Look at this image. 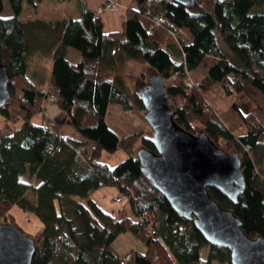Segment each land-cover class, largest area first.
<instances>
[{
  "label": "trees",
  "instance_id": "16d2710c",
  "mask_svg": "<svg viewBox=\"0 0 264 264\" xmlns=\"http://www.w3.org/2000/svg\"><path fill=\"white\" fill-rule=\"evenodd\" d=\"M7 1L12 16H0V63L10 78L11 97L0 114L9 119L13 109L23 119L17 128L0 131L6 132L0 137V224L14 225L9 215L14 205L40 220L31 264H231L230 250L208 244L193 222L179 216L145 178L137 154L156 153L151 136L119 139L105 123L109 104L124 111L133 105L144 110L140 92L152 77L165 84L179 127L205 134L220 150L239 157L244 190L236 202L214 188L207 191L238 218L247 236L264 240V0H196L192 10L171 0H134L136 9L127 10L121 30L107 34L100 19L86 10L54 29L23 24V4L34 0ZM2 10L0 0V15ZM157 16L169 26L150 31V20ZM51 45L45 94L27 77L26 59ZM70 50L81 56L78 64L68 60ZM206 58L215 62L191 84L188 75ZM129 63L148 71L146 85L140 82L133 96L122 72ZM216 85L226 96L245 94L258 109L244 115L232 105L218 117L210 114L203 99ZM48 94L58 98L73 131L92 145L89 152L62 139L59 125L43 131L30 122ZM242 127L245 133L236 135ZM137 147V154L132 153ZM118 150L128 158L114 168L99 163L103 152ZM25 174L40 185L32 190L22 184L18 178ZM109 186L128 200L129 217L107 214L89 199ZM30 193L34 202L28 199ZM125 233L146 247L130 250L127 262L112 246ZM205 248L207 257L202 259Z\"/></svg>",
  "mask_w": 264,
  "mask_h": 264
},
{
  "label": "water",
  "instance_id": "95a60500",
  "mask_svg": "<svg viewBox=\"0 0 264 264\" xmlns=\"http://www.w3.org/2000/svg\"><path fill=\"white\" fill-rule=\"evenodd\" d=\"M171 1L188 10L196 4V0ZM9 80L0 63V109L11 97ZM140 96L156 151L137 154L145 178L179 216L193 222L208 244L230 250L231 264H264V240L247 236L238 218L207 191L214 188L236 202L244 190L239 157L220 150L205 134L193 135L179 127L159 77L150 78ZM35 252L32 238L14 225L0 224V264H31Z\"/></svg>",
  "mask_w": 264,
  "mask_h": 264
},
{
  "label": "rangeland",
  "instance_id": "374dc122",
  "mask_svg": "<svg viewBox=\"0 0 264 264\" xmlns=\"http://www.w3.org/2000/svg\"><path fill=\"white\" fill-rule=\"evenodd\" d=\"M2 2L3 10L0 16L2 18L11 17L12 12L10 10L8 1L2 0ZM65 3L66 2L63 3L62 0H41L40 2L34 0L33 2H24L23 11L19 17V22L23 24H30L35 22L46 23L48 21H52L53 23L55 22L53 25V27L55 28L57 27V25L55 24L65 21L64 15L67 14L73 6H78V0H68L67 3ZM115 3L119 5V2ZM218 44L222 48L226 49L225 45L220 39H218ZM172 58L177 63L181 62V59L177 58L174 54H172ZM68 60L73 64L78 63L76 58L73 56L68 57ZM27 65V77L32 80L35 86L38 87L37 89H39V91L44 90L45 94L48 93V73L50 61H48L47 53L39 55L36 53L30 54L28 56ZM122 70L127 92L130 96H133L134 91L140 85H142L140 82L144 84L146 83L145 80L148 72L147 68L138 64L136 65L129 63L125 67H122ZM207 71V63L205 65L200 66L198 69L191 71L188 75L189 82L191 84H196L198 81L201 80V78L206 74ZM236 100L237 95L226 96L223 89L219 85L213 87V89L203 99L206 111L210 114H214L217 117L222 113L226 112L232 105H236ZM251 101L254 103L253 100ZM41 104L43 105V103ZM55 105L60 106L59 102ZM133 106L130 111H124L120 106L113 104H109L107 107L105 123L108 129L112 131L119 139H124L128 136H137L140 134L152 136L151 128L144 115L145 111L138 109L135 105ZM254 106L255 109L250 113H253L258 109L255 103ZM51 108L53 107L49 106L47 107L46 111L43 112L40 106L38 114L37 116H35L40 118L41 124L45 122L50 129H52L55 125H59V127L61 126L60 124L54 123V121H52V119L50 118L49 111ZM9 116V119H7L6 117L0 114V131L6 130L8 127L17 128L20 124V119H23V114L13 109L9 110ZM33 124L38 125L39 121L35 120L33 121ZM68 126L70 127V125ZM65 131H68V129H65ZM244 133L245 128L242 127L236 132V135H243ZM2 134L6 135L4 134V132L0 133V135ZM85 146V149L88 152L92 149V145L88 142L87 144H85ZM137 150L138 147L133 148L132 153L137 154ZM127 158L128 154L124 150H118L115 153L103 152L99 159V163L105 164L109 168H114ZM28 199L34 202V196L32 193L28 195ZM89 199L92 200L103 212L107 214H113L120 217H129L131 215L128 200L125 196L120 194L114 187H103L91 193L89 195ZM118 199L121 200L117 201ZM85 201L86 200H83V202ZM9 215L13 218L14 225H16L15 227L20 229V231L25 236H28L33 239L34 237H37L39 235L42 229V224L34 214L29 213V219L28 221H25V213L17 205H14L10 209ZM2 222L3 217L0 216V223ZM112 246L121 256L124 257L123 260H126L124 262H127L129 260L130 250L143 251L146 249L145 243H143L137 236H133L130 233L119 235L114 240ZM127 256H129V258ZM206 257L207 249L205 248L202 250L201 258L206 259Z\"/></svg>",
  "mask_w": 264,
  "mask_h": 264
},
{
  "label": "crops",
  "instance_id": "0c3cea01",
  "mask_svg": "<svg viewBox=\"0 0 264 264\" xmlns=\"http://www.w3.org/2000/svg\"><path fill=\"white\" fill-rule=\"evenodd\" d=\"M62 1H63V3L64 2L67 3L68 0H62ZM112 1L119 2L118 11L109 12L107 10H104V11H102L101 14L96 16V18L100 19V21L102 23V30L105 34L120 31L123 23L125 22L127 10H135L136 9V4H135L134 0H112ZM103 3H104V0H78V6H73L69 10V12L64 15L65 21L59 22L58 24H55V25H61L62 26L69 19H78L81 15V10H86V11L92 12V14L94 15L96 13L97 9L103 5ZM262 9L264 10V5L262 6ZM54 23L52 21H48L46 23L35 22V23H30V24L44 25L45 27H48V29H54V27H53ZM35 53L38 55L43 54V53H47L48 61H50V66H51L52 57H53V53H54V46L53 45H51L45 51L38 50ZM70 56L75 57L76 60L78 61V63L81 61V56L79 55V53H77L73 50L69 51L67 58ZM27 61H28V57L26 59V62ZM214 62H215L214 59L206 58V59H204V61L202 62V64L200 66L205 65L207 63V67L209 69ZM50 66H49V70H50ZM40 92H44V90H42ZM236 105H237L238 109L240 110V112L244 115L252 112L255 109L254 103L244 94L237 95ZM50 107H53L49 111L50 118L52 119V121H54V123L61 125L59 127L60 128V137L62 139H65V140H70V141L76 142L81 147L79 150L85 149V147H86L85 144H87V142L83 138H81L75 131L73 132L72 131L73 129L70 128L71 126L70 127L68 126V125H70L69 119H68L67 115L61 111L60 106L59 105H57V106L52 105ZM20 120H22V119H20ZM35 120H38L39 121L38 126H41V122H40L39 117H34L33 119H31L30 122L33 123V121H35ZM64 124H67V125H64ZM65 129H68L69 132L65 131ZM4 134H6V132H4ZM1 136H4V135L2 134V135H0V137ZM18 179L22 184L27 185L32 190L36 189L40 185L39 181L35 180L34 178H30L27 174L20 176Z\"/></svg>",
  "mask_w": 264,
  "mask_h": 264
},
{
  "label": "built area",
  "instance_id": "2783aa9c",
  "mask_svg": "<svg viewBox=\"0 0 264 264\" xmlns=\"http://www.w3.org/2000/svg\"><path fill=\"white\" fill-rule=\"evenodd\" d=\"M119 5L117 3H115L112 0H104V3L101 7H99L96 11V13L93 15V18H96L97 15L101 14L102 11L107 10L109 12H115L117 11ZM151 24L149 27V30H154V29H162L164 30L166 26H169L168 23L166 22V20L162 17V16H157L154 17L153 19L150 20ZM168 34L174 38V34L172 32H168ZM42 104H40L43 112L46 111L47 107L55 105L56 103H58V98L55 95H51L48 94L44 97V99L42 100ZM41 128L43 131H48L51 130L48 125L44 122L43 124H41ZM245 150H247V148H245ZM121 199H118L117 201H120ZM26 215L25 221H28V214L27 212H24ZM129 258V256H127ZM126 261V260H123Z\"/></svg>",
  "mask_w": 264,
  "mask_h": 264
}]
</instances>
